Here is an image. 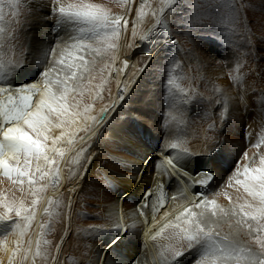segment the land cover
I'll list each match as a JSON object with an SVG mask.
<instances>
[{
	"label": "snow or ice",
	"instance_id": "snow-or-ice-1",
	"mask_svg": "<svg viewBox=\"0 0 264 264\" xmlns=\"http://www.w3.org/2000/svg\"><path fill=\"white\" fill-rule=\"evenodd\" d=\"M120 3L131 10L133 0H120ZM248 6L245 0H188L183 12L173 19V14L177 13L178 0H141L135 11L137 20L133 23L131 36L133 40L138 38L145 42L153 36L154 29H160L165 36L171 37L170 24H175L181 28L188 26L189 32L197 35L208 33L213 38L219 37L224 45L239 51V47L232 44L233 37L252 45L246 15ZM6 7L15 18L22 7L30 8L31 5L26 0H0V24L6 19ZM48 15L56 17L57 25L66 28L78 26L75 30L81 36L70 46L71 50L62 51L59 60L55 61L56 66L62 67H49L36 73L42 78L38 82L17 83L14 81L18 79V71L22 67L20 62L0 59V84L3 85L0 86V174L13 185L23 186L26 183L32 196L27 206L23 200L9 201L7 197H0V208L3 209L0 211V233L3 235L0 251L7 255V264H63L58 255L61 245H53L45 238L51 218L59 215L52 211L53 205L59 206L62 198L53 200L44 194L59 185L63 167L74 165L79 175L86 176L95 159L89 141L96 135V127L88 122L95 124L96 117L88 115L90 104L84 105L81 110L82 100L76 98L83 97L86 90L91 95V89L83 81L85 73H88V84H91L92 69L85 55L80 53L93 51L99 54L101 51L118 49L122 32H127L129 25L126 16L112 15L105 7L91 0H72L68 3L51 0ZM146 17L154 20V28L138 33L135 25ZM4 32L5 28L0 26V34ZM170 43L176 45L177 41L171 39ZM3 46L4 43L0 42V47ZM145 55L150 56V53ZM241 67L243 63L237 58L233 71L238 74L231 78L242 87L244 76L239 74ZM127 68L128 63L124 61L123 69ZM121 70L117 69V75ZM175 79L170 66L166 86L174 87L187 96ZM100 88L102 90L103 85ZM97 97L102 98L99 94ZM118 98L123 99L122 96ZM240 102L247 110V99L243 92ZM217 103H222L223 120L228 110L227 100L222 102L218 99ZM256 103L264 115V93L256 98ZM108 111L107 108L103 109L102 116ZM56 130H59V134H55ZM79 133L84 135L80 136ZM78 142L80 146L77 148ZM261 144H264V127L260 140L252 147L259 149ZM170 147L178 150L179 154L175 158L171 155L164 157L167 165L164 175L169 179L175 176L178 183H185L188 187L191 185L183 177H190L195 184L205 187L214 180L211 171L198 172L192 176L184 162L193 153L181 147L180 142H173ZM243 156L249 162L236 166L227 181V187L235 188L237 192L235 200L227 192L222 193L229 200L230 208L220 206L215 199L205 198L204 193H195L194 197L200 199L194 198L191 207H184L175 220H166L152 236L155 240L166 229L174 230L170 239L176 243L168 245L169 256L164 258V264H184L183 258L188 255L192 257L189 264H264V154H258V162L255 157L249 160L247 151ZM148 163H153L158 170L159 165L150 158L145 160V168ZM69 178H72L71 169ZM162 187V183L157 184L158 190ZM69 191L72 189L69 188ZM38 210H42L43 216L49 218V223L43 218L38 220ZM227 217H238V225L246 227L249 233H255L258 252L220 235L216 230L217 222ZM34 226L35 231L30 234ZM114 226L117 235L106 246L105 252L122 238L120 219L114 220ZM101 231L96 228L90 230L91 233ZM10 235L16 237L14 246H10ZM63 239L61 236V243Z\"/></svg>",
	"mask_w": 264,
	"mask_h": 264
},
{
	"label": "rangeland",
	"instance_id": "rangeland-1",
	"mask_svg": "<svg viewBox=\"0 0 264 264\" xmlns=\"http://www.w3.org/2000/svg\"><path fill=\"white\" fill-rule=\"evenodd\" d=\"M64 2L68 3L72 0H64ZM91 2L105 7L111 14H119L124 9L120 0H91ZM187 2L188 0H178L177 13L173 14V19L177 14L183 12ZM245 2L249 5L246 15L252 45L249 46L233 37L232 44L238 46L239 51L224 45L219 37L213 38L208 33L197 35L189 32L188 26L181 28L178 25L170 24L171 37L165 36L160 29H154L153 36L146 42L135 43L136 39L133 40L131 30L127 31L126 43L122 49L121 57L115 65L113 64L115 50L101 51L99 54L93 51L80 53L85 55V59L90 62L91 81L95 78L96 86V89L93 90L92 86L88 84L89 74L85 73L83 83L91 89V95L86 90L85 96L76 97L82 100L81 110L84 105L90 104L91 110L88 115L97 117L98 113L113 98L116 70H123L124 61L132 62L142 52L149 51L153 56L150 62L143 67L139 83L133 86L134 89L130 94L126 93L112 117L111 121L116 125L114 128L117 133L137 141L139 146L146 144L150 151L164 149L172 157H176L179 152L172 149L170 144L180 142L181 147L187 148L193 153V156L188 159L189 161L197 156V148H199L198 154L201 156L199 165L213 166L214 168H210L211 171L217 172L219 176L217 182L212 185L214 189L211 193L224 190L233 194L237 193L235 188L227 187V181L234 173L236 166L249 162L244 159L243 153L247 151L249 160L255 157L257 162L258 154H264V144H261L259 149L252 147L260 140L262 127H264V115L261 114L256 103V98L264 93V0H245ZM26 3L31 7H22L19 16L15 18L10 14V10L5 8L6 19L0 24L5 28V32L0 34V42L4 43V46L0 47V59L5 62L9 60L3 54L6 53L5 45H7V41L11 45H18L19 39L16 36L22 41L25 40L23 45H26V48L29 47L28 45H35L37 48L43 39L35 41L40 39V35H47L52 39L50 49L54 50L53 52L57 56L47 68L54 67L56 66L55 61L59 60L63 49L71 50L70 46L81 38L78 30H75L78 26L66 28L63 25H57L55 16H49V12L39 10H43L41 4H36L33 0H26ZM134 5L130 12V18L136 21L135 11L138 3L135 1ZM154 24L151 17H146L138 23L137 31L142 34L148 29H153ZM43 26L44 29H42ZM59 27H62L61 31L58 29ZM63 29H66L64 33ZM40 31L43 33L36 36V33ZM63 39H66L65 44H62ZM171 39L176 40L177 44H171ZM91 43L95 44L94 41ZM129 44L132 47H128ZM60 45H64V48ZM28 52L27 50L16 53V59L22 65L19 68L20 71L26 70L28 67V64L25 63L27 59H24ZM237 58L243 63V67L239 70V74L244 76L242 87L231 78L238 74L233 71ZM170 66L173 68L175 82L187 93V96L174 87L166 86ZM100 85H103L102 90ZM242 92L247 99V110L240 102ZM97 94L102 98H98ZM218 99L222 102L227 100L228 110L226 118L223 120L221 119L223 107L222 103H217ZM109 126L111 127L112 124ZM103 136L104 134L101 133L98 139L102 140ZM225 139L228 145L222 146ZM112 140L108 139V142L111 143ZM93 141H90V144ZM157 160L158 157L155 156L151 161L157 162ZM96 165L98 164L95 163L94 168L90 171V182L85 180V182L88 181L95 185L91 188L93 192H98L100 188L105 189L107 186ZM4 184L6 188L3 192L5 193L2 192L1 197H7L9 201L23 200L26 206L30 205L32 196L28 190L29 194L25 195V192L14 187L10 181L5 180ZM8 188L12 192L8 191ZM86 191L87 188L83 187L81 192L84 196L80 193L79 201L75 205V217L69 228L72 237L67 239L61 251L62 258L67 264H84L82 258L78 259V253L86 256L88 249H91V246L99 241L100 235L105 233L104 230L99 233L90 232L94 228L101 229L102 223L96 213L97 207L86 195ZM205 198L208 199V197ZM62 204L64 205L65 202ZM57 207L54 204L52 211L56 213ZM0 211L3 209L0 208ZM58 214L51 218L50 228L45 230V238L53 245L60 240L65 229L64 213ZM42 217L46 223H49L48 217ZM237 219L238 217H227L219 220L216 230L221 236H227L238 245L258 252L259 248L254 240L255 233H249L246 227L238 225ZM173 231V229H166L159 235V238L168 245L175 244L176 241L170 239ZM167 247L164 251L166 257L169 256ZM185 258L188 260L186 259L184 264H189L192 259L191 255Z\"/></svg>",
	"mask_w": 264,
	"mask_h": 264
},
{
	"label": "bare ground",
	"instance_id": "bare-ground-1",
	"mask_svg": "<svg viewBox=\"0 0 264 264\" xmlns=\"http://www.w3.org/2000/svg\"><path fill=\"white\" fill-rule=\"evenodd\" d=\"M135 1L138 4L141 2V0H133L130 6L131 10L133 6H135ZM33 2L41 4L40 6L43 10L39 9L40 11L49 12L51 0H33ZM131 10H129L127 6H124L123 12L112 14L126 16L129 21L127 30L129 32L132 30L133 23L135 22V20L130 18ZM135 26L138 29V23H136ZM44 28L43 26L42 29ZM58 29L60 30L62 27ZM65 31L66 29H63L62 32L64 33ZM41 33L43 32L40 31L36 33V36ZM126 36H128L127 32H122L118 41L119 47L115 50L114 65L121 57L122 49L126 43ZM39 37V40L35 42L41 39L43 40L40 43L41 45L37 48H35V45H28L29 47L27 46L28 48H26V45H23L25 40L22 41L18 36H16V38L19 39L17 41L18 45H11L7 41V45H5L6 53L3 54L8 59L17 61L16 53L18 51H29L26 55L24 54V59H27L25 63L28 64L29 68L27 67V69L23 71L19 70L18 79L14 82L26 83L40 81L42 78L36 75V73L45 70L57 57L53 50L50 49L52 47L51 36L40 35ZM65 42L66 39H63L62 44H65ZM139 42L140 40L137 38L135 43ZM60 47L64 48V45H60ZM64 50L65 49H63V51ZM145 53L150 52H142L137 59L128 63L127 69L120 71L119 75L116 73L114 76L115 87L113 98L104 107V109L107 108L109 111L105 116H102V111H100L96 117L95 124H90V121L88 122L91 126L96 127V135L90 140H94L91 144V150L95 153V159L92 162V166L88 169V175H79L76 167L72 165L63 167L59 185L55 189H49L44 194L46 198L52 197L56 200L62 198V203L65 202L64 205L61 203L57 207L58 213H64V217L62 216L63 223L65 229H68V231L64 229L62 234L64 237L63 242L61 243L60 238L56 243L61 245L58 255L63 264H67V262L62 258L63 254L61 251L67 239L72 237L70 236L71 230L69 228L75 217V205L79 201V197L81 195L84 196L81 192L83 187L87 188L86 195L96 205V213L98 217H100L102 223L101 229L105 231L104 234L100 235L99 241L91 246L93 250L88 249L86 256L82 253H78V259L82 258L84 264H164V258L166 257L164 251L168 243L166 244L164 241H161L159 236L153 240L152 236L159 231L166 220H175V217L184 207H191L194 198L199 200L200 197H194L195 193H204L205 197H208L210 200L215 199L217 203L224 208H230L231 205L229 200L222 195L223 192H227L233 198V201L237 196V193L233 194L228 190L215 192L221 193L219 195L211 193L214 189L212 185L217 182L216 180L219 176L217 172L211 171V169L214 168L213 166L205 167L199 165V159L201 158L200 154H198L199 148H197V156H194L192 161L187 160L184 162L185 167L192 176H195L198 172L211 171L214 175V180L205 187L195 184L190 177H183L184 181L191 185V187H188L185 183H178L175 176L169 179L164 175L167 167L164 163V157L169 155L164 149L150 151L146 144L139 146L137 141L130 140L125 136H121L120 133H117L114 128L116 125L111 121L112 117L115 110L122 103L126 93L130 94L133 91L132 89H134L133 86L139 83L141 79L140 73H142L143 67L150 62L153 55L150 53V56H148L145 55ZM117 85H119V87ZM125 85L127 86L126 90H124ZM0 86L3 85L0 84ZM90 86H92L93 90L96 89L95 78L91 81ZM119 96H122L123 99H119ZM109 124H112V126L110 127ZM101 133L104 134L102 140L98 139ZM55 134H59V130H56ZM78 135L83 136L84 133H79ZM108 139H113V142H108ZM222 143V146H224V144H227V140L225 139ZM79 146L80 144L78 142L75 147L78 148ZM73 154L74 153H70L69 155ZM155 156L158 157L156 162V164L159 165L158 170L153 163H148L145 168V160L149 158L152 160ZM95 163L98 164L96 168L100 170V175L108 186L107 189V186H105V189L100 188L98 192L91 191V188L95 187V185L89 183L91 178L90 171L94 168ZM70 169L72 172L71 179L69 178ZM5 180H7V178L0 174V197L1 194L3 195V193H5L3 192L6 188L4 184ZM85 180L89 182H85ZM158 183H162V189H157ZM13 186L18 189H23L22 191L23 193L25 192V195L28 193V186L26 183L23 186ZM69 188H71L72 191H69ZM7 190L12 192L10 188ZM80 193L82 194L80 195ZM25 197L28 199L27 196ZM161 201H163L162 204ZM165 214H167V216H165ZM42 216V210H38V220L43 218ZM117 218L121 221L120 231L123 233L122 238L105 252L106 246H108L117 235V230L114 226V220ZM34 231L35 226L30 230V234ZM2 238L3 235L0 233V239ZM8 239L10 246H14L16 237L10 235ZM78 251L80 252L81 248ZM53 252L55 253V249H53ZM7 259V255L3 251H0V261H3V264H7ZM186 259L188 260V258L183 260L185 261Z\"/></svg>",
	"mask_w": 264,
	"mask_h": 264
}]
</instances>
